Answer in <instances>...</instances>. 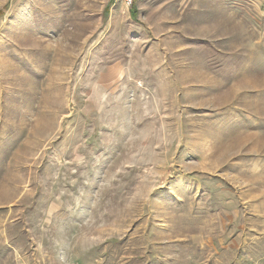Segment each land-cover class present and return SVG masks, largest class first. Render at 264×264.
Returning <instances> with one entry per match:
<instances>
[{"label":"rangeland","instance_id":"rangeland-1","mask_svg":"<svg viewBox=\"0 0 264 264\" xmlns=\"http://www.w3.org/2000/svg\"><path fill=\"white\" fill-rule=\"evenodd\" d=\"M0 264H264V0H0Z\"/></svg>","mask_w":264,"mask_h":264},{"label":"built area","instance_id":"built-area-1","mask_svg":"<svg viewBox=\"0 0 264 264\" xmlns=\"http://www.w3.org/2000/svg\"><path fill=\"white\" fill-rule=\"evenodd\" d=\"M127 5H131L133 0H124Z\"/></svg>","mask_w":264,"mask_h":264}]
</instances>
